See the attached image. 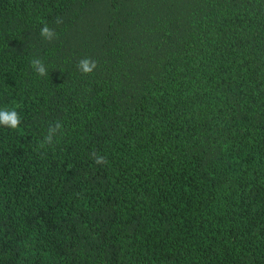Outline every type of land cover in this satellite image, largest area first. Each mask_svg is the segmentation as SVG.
I'll use <instances>...</instances> for the list:
<instances>
[{"label": "trees", "instance_id": "obj_1", "mask_svg": "<svg viewBox=\"0 0 264 264\" xmlns=\"http://www.w3.org/2000/svg\"><path fill=\"white\" fill-rule=\"evenodd\" d=\"M5 107L0 264H264V0H0Z\"/></svg>", "mask_w": 264, "mask_h": 264}, {"label": "clouds", "instance_id": "obj_2", "mask_svg": "<svg viewBox=\"0 0 264 264\" xmlns=\"http://www.w3.org/2000/svg\"><path fill=\"white\" fill-rule=\"evenodd\" d=\"M62 22V19L59 17L54 21L55 24H60ZM40 36L46 41L51 42L57 38V33L54 29L49 28L47 23H44L40 29ZM31 66L39 76L43 77L47 75L46 67L40 59H33L31 61ZM96 68L97 62L92 58H82L77 63L78 71H80L84 75L92 74ZM20 123L21 118L15 108L5 107L3 109H0V126L15 130L18 128ZM61 127L62 126L59 122H55L53 125H50L47 130V135L44 137V144H51L53 142V137L61 129ZM92 155L94 158V162L97 165L106 163V158L104 156L95 153H93Z\"/></svg>", "mask_w": 264, "mask_h": 264}]
</instances>
